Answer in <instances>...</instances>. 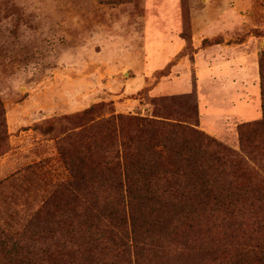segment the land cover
I'll return each mask as SVG.
<instances>
[{
  "label": "rangeland",
  "instance_id": "rangeland-1",
  "mask_svg": "<svg viewBox=\"0 0 264 264\" xmlns=\"http://www.w3.org/2000/svg\"><path fill=\"white\" fill-rule=\"evenodd\" d=\"M262 51L264 0H0V225L20 232L68 177L78 133L107 157L93 127L110 117L159 115L238 150L237 125L262 116Z\"/></svg>",
  "mask_w": 264,
  "mask_h": 264
},
{
  "label": "trees",
  "instance_id": "trees-1",
  "mask_svg": "<svg viewBox=\"0 0 264 264\" xmlns=\"http://www.w3.org/2000/svg\"><path fill=\"white\" fill-rule=\"evenodd\" d=\"M259 76L262 116L237 125L238 150L159 115H117L118 143L112 117L96 124L107 157L78 133L68 177L20 232L0 225V264H264V51Z\"/></svg>",
  "mask_w": 264,
  "mask_h": 264
}]
</instances>
